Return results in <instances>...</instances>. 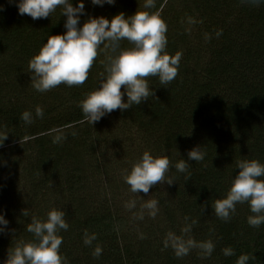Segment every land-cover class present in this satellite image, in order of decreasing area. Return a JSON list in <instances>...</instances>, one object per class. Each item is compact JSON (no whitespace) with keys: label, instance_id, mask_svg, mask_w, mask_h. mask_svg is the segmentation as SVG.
<instances>
[{"label":"trees","instance_id":"obj_1","mask_svg":"<svg viewBox=\"0 0 264 264\" xmlns=\"http://www.w3.org/2000/svg\"><path fill=\"white\" fill-rule=\"evenodd\" d=\"M84 2L90 15L109 19L159 12L166 52L180 55L178 75L164 85L157 76L146 78L155 95L93 126L80 104L98 87L112 53L98 49L83 85L39 92L31 86L29 61L49 35L64 34L66 17L58 7L33 20L0 0V135H8L0 147V212L6 210L10 222L0 234V261L20 241L36 242L27 231L32 218L45 221L56 209L69 225L58 232L62 264H237L241 255L250 257L248 264H264V224L249 225V204L237 203L227 220L213 208L226 198L237 162L264 164V4L154 0L145 9V0L103 7ZM131 47L121 41V48ZM25 111L30 124L21 119ZM57 135L64 137L59 143ZM196 146L204 160L188 161L187 172H179L175 164ZM146 151L168 157L169 171L149 193H135L124 177ZM153 200L156 208L149 209ZM85 232L96 237L88 245ZM170 235L195 246L178 256ZM209 241L211 255L199 247ZM228 248L234 255L224 254Z\"/></svg>","mask_w":264,"mask_h":264},{"label":"clouds","instance_id":"obj_2","mask_svg":"<svg viewBox=\"0 0 264 264\" xmlns=\"http://www.w3.org/2000/svg\"><path fill=\"white\" fill-rule=\"evenodd\" d=\"M90 2L94 7L116 4V0ZM242 2L264 4V0ZM9 3L18 8L19 15L26 14L33 20L47 19L58 7L62 17H66L64 34L49 35L47 43H43L39 53L29 61L31 86L39 92L49 91L61 84L69 87L83 85L97 58L98 49L112 53L107 57L105 73L102 74L98 87L87 94L80 104L84 120L93 126L114 110L123 112L133 105L146 102L150 95H155L146 78L157 76L164 85L172 82L178 75L180 55L170 57L166 52L167 28L159 12L138 10L131 16L122 12L109 19L90 15L84 0H78L75 6L73 0H9ZM154 6V0H145L143 5L145 9ZM2 11H5V7L0 5V12ZM81 17H85L82 26ZM123 40H127L133 47L121 48ZM36 115L43 117V111L39 107ZM21 119L25 123H32V116L28 111L22 114ZM7 139L8 135H0V140H3L0 147ZM62 139V135H57L54 142L59 143ZM205 155L202 146H196L187 152L188 159L175 164V168L186 173L188 161L200 162ZM169 166L168 157H154L146 151L124 179L132 192L147 194L157 183L165 181ZM237 169L239 173L234 177L226 198L215 201V214L227 220L236 211L237 203H248L253 213L248 217V223L251 227L258 228L264 224V179H261L264 177V164L258 160H242L237 162ZM166 183L173 184L172 179L169 177ZM156 205L157 202L153 200L146 206L155 209ZM6 215V210L0 212V234H4L9 227ZM23 215H27V211ZM65 216L64 211L53 209L47 214L45 221L33 217L27 231L34 234L36 242L20 241L14 248L10 247L7 258L0 261V264H62L63 258L59 254L62 237L58 236V232L69 228ZM95 238L89 237L85 232L84 243L88 245ZM169 238L178 256L186 255L195 246L192 241L185 242L171 235ZM199 247L208 255L214 251V245L210 241L201 243ZM100 254L101 249L98 247L94 255ZM224 254L231 256L234 251L228 248L224 250ZM249 259L248 255H241L237 264H248Z\"/></svg>","mask_w":264,"mask_h":264}]
</instances>
